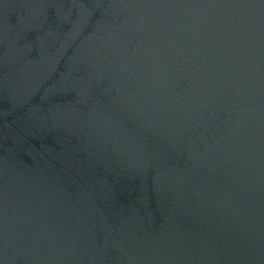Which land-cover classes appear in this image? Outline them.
I'll use <instances>...</instances> for the list:
<instances>
[{
	"label": "water",
	"instance_id": "1",
	"mask_svg": "<svg viewBox=\"0 0 264 264\" xmlns=\"http://www.w3.org/2000/svg\"><path fill=\"white\" fill-rule=\"evenodd\" d=\"M0 264H264V0H0Z\"/></svg>",
	"mask_w": 264,
	"mask_h": 264
}]
</instances>
